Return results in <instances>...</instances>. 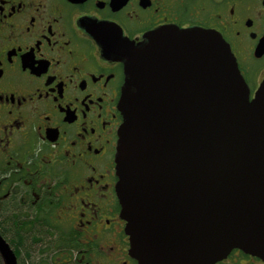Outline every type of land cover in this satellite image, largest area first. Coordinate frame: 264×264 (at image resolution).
Segmentation results:
<instances>
[{
  "label": "flooded vegetation",
  "instance_id": "1",
  "mask_svg": "<svg viewBox=\"0 0 264 264\" xmlns=\"http://www.w3.org/2000/svg\"><path fill=\"white\" fill-rule=\"evenodd\" d=\"M194 29L222 35L253 98L264 80V0H0V154L14 160L0 173V210L14 196V221L30 231L23 252L7 240L18 264H139L116 189L126 80L117 50ZM65 200L63 230L53 207H38L59 211ZM214 264L264 257L235 248Z\"/></svg>",
  "mask_w": 264,
  "mask_h": 264
},
{
  "label": "water",
  "instance_id": "2",
  "mask_svg": "<svg viewBox=\"0 0 264 264\" xmlns=\"http://www.w3.org/2000/svg\"><path fill=\"white\" fill-rule=\"evenodd\" d=\"M126 80L117 195L139 264L264 257V80L253 98L212 30H165L118 49ZM6 264L17 256L0 233Z\"/></svg>",
  "mask_w": 264,
  "mask_h": 264
},
{
  "label": "trees",
  "instance_id": "3",
  "mask_svg": "<svg viewBox=\"0 0 264 264\" xmlns=\"http://www.w3.org/2000/svg\"><path fill=\"white\" fill-rule=\"evenodd\" d=\"M14 181V178H11L9 182ZM15 202H14V196L11 197L9 203L6 202V205L2 210H0V233L2 236L8 240L14 247L17 248V244L19 245H24L28 243L29 237L28 235L30 234V231H27V228L24 230L18 224V221H14L16 218V209H15ZM43 206V207H42ZM52 207H54V204L48 202L44 205H40L38 208L39 213L41 212H46L48 215L51 212ZM41 215H39L40 217ZM23 228L25 226H22ZM30 230V229H28ZM20 248V247H19ZM17 248L19 252H23V248L21 247L20 249ZM0 264H5L2 258V255L0 253Z\"/></svg>",
  "mask_w": 264,
  "mask_h": 264
},
{
  "label": "rangeland",
  "instance_id": "4",
  "mask_svg": "<svg viewBox=\"0 0 264 264\" xmlns=\"http://www.w3.org/2000/svg\"><path fill=\"white\" fill-rule=\"evenodd\" d=\"M8 161V162H11V161H14V160H12V159H10L9 157L8 158H5V156H2L1 154H0V173H2V170L5 168V165H7V162L5 161ZM13 162H11V164H12ZM42 168V167H41ZM4 173V172H3ZM40 173V172H39ZM37 177H38V174H37ZM39 178V177H38ZM47 178H49V176L47 177ZM1 179V178H0ZM46 179V178H45ZM39 180H40V178H39ZM47 180V179H46ZM49 181V180H48ZM49 183H50V185H52L55 189H56V192L57 193H59V195H57V196H59V199H60V195L61 196H63L64 194L62 193V192H64V190H63V188L62 189H60L59 190V186H58V182H57V180L56 179H54V178H51L50 179V181H49ZM2 193H3V191L2 190H0ZM0 196H1V194H0ZM57 196H56V198H57ZM1 201H2V199H0ZM57 200H58V198H57ZM56 200V201H57ZM61 200V199H60ZM58 205L59 204H57L56 202L54 203V207H53V219L54 220H58V221H60V223H61V225H63L62 226V229L64 230V229H66V228H64V227H68V225H70V224H68V222H67V214L70 212V209H69V205L67 204L66 205V200L64 201V203L62 204L63 205V208L61 207L60 209H59V211H58ZM58 211V212H57ZM63 222V223H62Z\"/></svg>",
  "mask_w": 264,
  "mask_h": 264
}]
</instances>
